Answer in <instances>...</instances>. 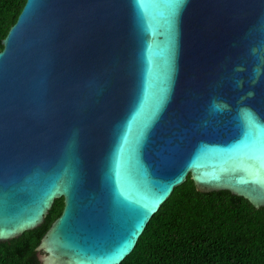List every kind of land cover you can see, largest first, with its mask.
Wrapping results in <instances>:
<instances>
[{
    "label": "water",
    "instance_id": "95a60500",
    "mask_svg": "<svg viewBox=\"0 0 264 264\" xmlns=\"http://www.w3.org/2000/svg\"><path fill=\"white\" fill-rule=\"evenodd\" d=\"M0 43V242L61 198L40 264H120L188 175L264 207V0H25Z\"/></svg>",
    "mask_w": 264,
    "mask_h": 264
},
{
    "label": "trees",
    "instance_id": "16d2710c",
    "mask_svg": "<svg viewBox=\"0 0 264 264\" xmlns=\"http://www.w3.org/2000/svg\"><path fill=\"white\" fill-rule=\"evenodd\" d=\"M24 2L0 0V42ZM62 206V199H55L39 227L0 242V264H40L35 247ZM120 264H264V207L228 191L200 192L188 175Z\"/></svg>",
    "mask_w": 264,
    "mask_h": 264
},
{
    "label": "rangeland",
    "instance_id": "374dc122",
    "mask_svg": "<svg viewBox=\"0 0 264 264\" xmlns=\"http://www.w3.org/2000/svg\"><path fill=\"white\" fill-rule=\"evenodd\" d=\"M39 255H40V253H39Z\"/></svg>",
    "mask_w": 264,
    "mask_h": 264
}]
</instances>
